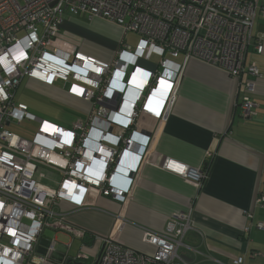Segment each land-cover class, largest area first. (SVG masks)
Returning <instances> with one entry per match:
<instances>
[{
	"label": "built area",
	"instance_id": "2783aa9c",
	"mask_svg": "<svg viewBox=\"0 0 264 264\" xmlns=\"http://www.w3.org/2000/svg\"><path fill=\"white\" fill-rule=\"evenodd\" d=\"M68 12L119 26L111 60L86 52L80 47L84 41L63 33ZM256 17L264 18V0H0V264H190L181 250H192L184 240L193 229L192 208L173 212L162 231L141 228L150 252L119 245L120 216L110 234L85 240V229L68 219V211L91 207L92 190L121 202L129 197L128 173H137L149 157L155 131L139 130V118L166 120L189 59L218 66L234 78L246 72L240 114L250 118L255 113L252 94L261 73L254 62L245 63V56ZM129 32L140 37L133 45L125 40ZM256 49L261 52L263 44ZM23 77L35 90L36 85L57 88L91 104L87 117L67 127L32 114L15 98ZM26 117L36 122L33 137L9 128ZM133 143L143 147L141 155L131 152ZM158 164L197 186L207 175L202 167L168 156ZM39 167L60 176L55 186L37 179ZM126 178L123 187L120 179ZM256 202L264 206V193ZM256 227L264 229V222ZM48 229L69 241L47 238ZM77 238L79 249L69 255ZM43 241L45 253L40 252ZM56 244H62L60 262L48 257ZM87 247L94 249L90 256L83 252ZM211 260L244 264L243 256L231 263Z\"/></svg>",
	"mask_w": 264,
	"mask_h": 264
},
{
	"label": "crops",
	"instance_id": "0c3cea01",
	"mask_svg": "<svg viewBox=\"0 0 264 264\" xmlns=\"http://www.w3.org/2000/svg\"><path fill=\"white\" fill-rule=\"evenodd\" d=\"M84 18L87 21L81 20ZM61 27L70 38L98 43L100 46L80 47L101 57H106V50L116 49L115 40L121 35L114 23L81 13H66ZM252 32L245 63L254 62L261 73L255 78L252 94L255 113L250 118L240 114L239 102L249 77L246 72L234 78L218 66L189 59L166 120L158 124L148 115L139 118V130L155 131L149 157L130 177L129 197L121 202L94 195L92 190L91 207L68 211V219L85 229V240L110 234L116 216H120L124 224L115 234L116 241L150 252L153 248L142 241L141 228L162 231L173 212L192 208L193 229L184 239L192 250H181L187 262L215 264L211 258H217L231 263L236 256H243L244 264H264V229L256 227L257 222H264V206L256 202L264 193V18H255ZM258 43L263 44L261 52L256 49ZM142 64L154 67L152 62ZM36 90L86 118L90 104L61 89L36 85ZM161 156L192 167L207 165L203 183L197 186L163 169L158 164ZM127 182V178L120 179L123 187Z\"/></svg>",
	"mask_w": 264,
	"mask_h": 264
},
{
	"label": "rangeland",
	"instance_id": "374dc122",
	"mask_svg": "<svg viewBox=\"0 0 264 264\" xmlns=\"http://www.w3.org/2000/svg\"><path fill=\"white\" fill-rule=\"evenodd\" d=\"M81 16V15H79ZM77 16V17H79ZM80 18V17H79ZM83 21H87V19H81ZM119 36V35H118ZM120 38V37H119ZM139 35L137 33L129 32L125 40L130 44H135L139 40ZM115 42L118 45V40L116 39ZM80 46H100L98 43H82ZM106 57H101L98 53H92V55L97 56L104 60H111L113 57L114 51L106 50L105 51ZM155 58V57H152ZM156 59V58H155ZM180 60V57L177 58ZM59 88H63V84L61 82H57L55 84ZM15 98L18 101H22L27 103L29 107V111L41 117H47L52 119L62 125H70V122L75 118H79L80 116L74 114V110L71 107L66 106L64 103L58 101L55 98L50 97V95L45 93H40L34 88L27 85V78L23 77L19 86L17 87ZM9 128L23 136L26 137H33L34 136V129L36 128V122H34L31 118H25L19 124L12 123ZM37 179L44 184L47 185H55V182L60 178L57 173L52 172L50 169H46L45 167H39L37 172L35 173ZM133 176V175H132ZM131 176V177H132ZM47 238H52L54 235L57 239L62 242L66 243L69 241V237L63 233L55 232L51 229H48L46 232ZM80 244V240L74 239L71 242V246L69 248L70 255H75L77 253V248Z\"/></svg>",
	"mask_w": 264,
	"mask_h": 264
},
{
	"label": "bare ground",
	"instance_id": "6f19581e",
	"mask_svg": "<svg viewBox=\"0 0 264 264\" xmlns=\"http://www.w3.org/2000/svg\"><path fill=\"white\" fill-rule=\"evenodd\" d=\"M103 60H104V59H103ZM105 61H106V60H105ZM90 106H91V104H90ZM86 114L88 115V111H86ZM86 117H87V116H86ZM179 211H181V210H179ZM176 212H177V211H176ZM61 245H62V244H61ZM61 245L56 244V245L54 246V248H55L54 252H51V251H50V254H48V257L51 258V259H53L55 262H60V261H62L63 258H64V253L62 254V246H61ZM119 245H122V244L119 243ZM63 246H64V245H63ZM123 246H125V245H123ZM46 247H47L46 242L43 241L42 244H41L40 252H41V253H45V252H46ZM125 247H128V246H125ZM129 248H131V247H129ZM132 249H134V248H132ZM135 250H136V249H135ZM138 251H139V250H138ZM83 252H84L85 254H87L88 256H90V255L93 254L94 249L90 250V248H88V247H87L86 249L83 248Z\"/></svg>",
	"mask_w": 264,
	"mask_h": 264
},
{
	"label": "clouds",
	"instance_id": "9594fccd",
	"mask_svg": "<svg viewBox=\"0 0 264 264\" xmlns=\"http://www.w3.org/2000/svg\"><path fill=\"white\" fill-rule=\"evenodd\" d=\"M148 133V132H147ZM131 152L136 154V155H141L143 153V147L139 146L138 143H133L131 144ZM129 178L134 174L133 171H131L130 173H128Z\"/></svg>",
	"mask_w": 264,
	"mask_h": 264
},
{
	"label": "trees",
	"instance_id": "16d2710c",
	"mask_svg": "<svg viewBox=\"0 0 264 264\" xmlns=\"http://www.w3.org/2000/svg\"><path fill=\"white\" fill-rule=\"evenodd\" d=\"M65 15H66V14H65ZM65 15H64V16H65ZM206 168H207V165H205V167H204V170L207 172Z\"/></svg>",
	"mask_w": 264,
	"mask_h": 264
},
{
	"label": "water",
	"instance_id": "95a60500",
	"mask_svg": "<svg viewBox=\"0 0 264 264\" xmlns=\"http://www.w3.org/2000/svg\"><path fill=\"white\" fill-rule=\"evenodd\" d=\"M142 132H146V131H145V130H144V131L142 130ZM146 133H147V132H146Z\"/></svg>",
	"mask_w": 264,
	"mask_h": 264
},
{
	"label": "snow or ice",
	"instance_id": "6c2138e0",
	"mask_svg": "<svg viewBox=\"0 0 264 264\" xmlns=\"http://www.w3.org/2000/svg\"><path fill=\"white\" fill-rule=\"evenodd\" d=\"M161 83L163 84L164 82H163V81H161Z\"/></svg>",
	"mask_w": 264,
	"mask_h": 264
}]
</instances>
